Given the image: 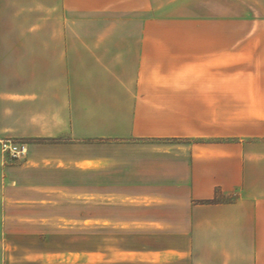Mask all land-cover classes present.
Returning a JSON list of instances; mask_svg holds the SVG:
<instances>
[{
  "label": "crops",
  "instance_id": "crops-1",
  "mask_svg": "<svg viewBox=\"0 0 264 264\" xmlns=\"http://www.w3.org/2000/svg\"><path fill=\"white\" fill-rule=\"evenodd\" d=\"M89 229L96 264H264V0H0V264Z\"/></svg>",
  "mask_w": 264,
  "mask_h": 264
},
{
  "label": "built area",
  "instance_id": "built-area-1",
  "mask_svg": "<svg viewBox=\"0 0 264 264\" xmlns=\"http://www.w3.org/2000/svg\"><path fill=\"white\" fill-rule=\"evenodd\" d=\"M2 150L13 158L23 156L27 152L26 144L11 139H8L3 143Z\"/></svg>",
  "mask_w": 264,
  "mask_h": 264
},
{
  "label": "rangeland",
  "instance_id": "rangeland-1",
  "mask_svg": "<svg viewBox=\"0 0 264 264\" xmlns=\"http://www.w3.org/2000/svg\"><path fill=\"white\" fill-rule=\"evenodd\" d=\"M121 17H123V15H121ZM231 196H233V199L235 197L237 198V196L234 195V194L231 195ZM223 198L224 199L225 198H230V196H226V197H223ZM76 243L79 244V240H77ZM105 243H106V241H105ZM87 244H88V253H89L88 254V259H87V264H96V255H95V249H96L95 229H89L88 230V241H87ZM61 263L62 262L57 263V264H61Z\"/></svg>",
  "mask_w": 264,
  "mask_h": 264
},
{
  "label": "trees",
  "instance_id": "trees-1",
  "mask_svg": "<svg viewBox=\"0 0 264 264\" xmlns=\"http://www.w3.org/2000/svg\"><path fill=\"white\" fill-rule=\"evenodd\" d=\"M236 200V197L233 199V196L230 195V198H223V196L221 195V192L219 190H217L215 192V196L213 199L210 200H206V201H201V203L203 204H218V203H231L234 202Z\"/></svg>",
  "mask_w": 264,
  "mask_h": 264
}]
</instances>
